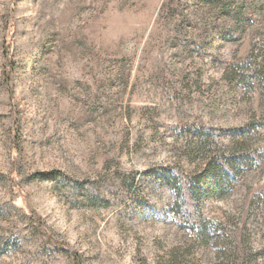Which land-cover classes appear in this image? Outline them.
Listing matches in <instances>:
<instances>
[{
	"label": "rangeland",
	"instance_id": "374dc122",
	"mask_svg": "<svg viewBox=\"0 0 264 264\" xmlns=\"http://www.w3.org/2000/svg\"><path fill=\"white\" fill-rule=\"evenodd\" d=\"M262 195L264 0H0V264H264Z\"/></svg>",
	"mask_w": 264,
	"mask_h": 264
},
{
	"label": "trees",
	"instance_id": "16d2710c",
	"mask_svg": "<svg viewBox=\"0 0 264 264\" xmlns=\"http://www.w3.org/2000/svg\"><path fill=\"white\" fill-rule=\"evenodd\" d=\"M242 165V164H241ZM240 167V166H239ZM239 167L237 168V166H231V168H230V170L232 171V173H235V172H237L238 170H239ZM225 175V174H224ZM229 176H228V174H226L225 175V178L227 179ZM261 197H263V199H264V195H262ZM261 209H260V217L262 218V219H264V200H263V204H261Z\"/></svg>",
	"mask_w": 264,
	"mask_h": 264
}]
</instances>
